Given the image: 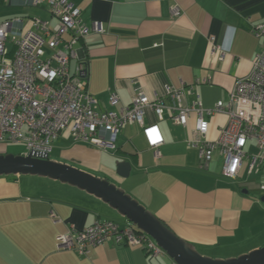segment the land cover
I'll return each mask as SVG.
<instances>
[{"label":"crops","instance_id":"obj_1","mask_svg":"<svg viewBox=\"0 0 264 264\" xmlns=\"http://www.w3.org/2000/svg\"><path fill=\"white\" fill-rule=\"evenodd\" d=\"M71 1L81 10L84 23L104 25L103 34L91 33L76 46L79 57L88 61V90L99 111L130 105L136 88L148 95L162 94L167 85L179 88L182 82L194 86L185 104L199 97L212 108L229 100L236 81L250 74L264 48V39L252 33L253 27L264 24V0ZM174 6L180 14H173ZM31 17L50 19L44 8L0 1V23L25 18L28 25ZM211 37L225 51L223 60H210ZM203 79L208 82L198 84ZM111 94L119 98L116 106L109 104ZM207 120L205 139L214 141L228 118L216 114ZM145 123L156 124L164 139L158 160L138 123L118 134L116 151L74 142L63 133L55 141L60 155L52 160L109 179L203 256L230 259L264 247V193H260L264 172L250 174L251 161L246 158L238 176L227 178L217 153L201 169L198 150L186 143L196 126L194 114L186 128L169 118L158 121L152 112ZM246 151L256 155V142H248ZM124 160L133 166L128 178L116 174V165ZM99 220L120 227L129 223L100 199L59 181L0 177V264H173L167 255L149 258L141 247L113 241L92 247L86 256L59 249L60 235Z\"/></svg>","mask_w":264,"mask_h":264},{"label":"built area","instance_id":"obj_2","mask_svg":"<svg viewBox=\"0 0 264 264\" xmlns=\"http://www.w3.org/2000/svg\"><path fill=\"white\" fill-rule=\"evenodd\" d=\"M0 1L44 8L50 15L48 20L28 18V25L25 18L0 23V142L25 143L26 155L50 154L55 141L68 133L74 142L116 151L118 134L138 123L158 160L164 139L156 124L145 123L148 113L158 121L169 118L183 128L194 114L196 126L186 143L198 150L201 168H207L217 153L223 159L221 171L225 177L236 178L246 158L251 161L250 174L264 172V48L254 59L250 74L236 81L229 100L219 101L212 108H206L199 97L185 104L184 98L194 94V86L182 82L179 88L167 85L162 94L148 95L141 87L136 88L130 105L119 111H99L97 100L88 90V61L79 57L76 46L91 33L103 34V23H84L81 10L71 0ZM172 12L180 14L179 7L174 6ZM252 33L264 39V24L253 27ZM209 43L210 60H223L225 51L215 37ZM206 82L203 79L198 84ZM118 103V96L111 94L109 104ZM216 114H224L228 120L219 129L218 138L208 141L207 117ZM250 141L258 147L254 156L246 151ZM260 189L264 193V182ZM51 216L56 219L55 213ZM106 241L141 247L153 258L166 255L153 238L130 222L123 228L100 220L85 229L71 228L59 236L58 247L86 256L92 247Z\"/></svg>","mask_w":264,"mask_h":264},{"label":"water","instance_id":"obj_3","mask_svg":"<svg viewBox=\"0 0 264 264\" xmlns=\"http://www.w3.org/2000/svg\"><path fill=\"white\" fill-rule=\"evenodd\" d=\"M132 169L130 160L120 161L116 165V174L121 178H128ZM21 175L59 181L100 199L141 232L153 238L176 264H264V247L230 259H213L201 255L194 245L178 237L160 218L123 188L109 179L54 161L50 159L49 153L0 154V177Z\"/></svg>","mask_w":264,"mask_h":264},{"label":"rangeland","instance_id":"obj_4","mask_svg":"<svg viewBox=\"0 0 264 264\" xmlns=\"http://www.w3.org/2000/svg\"><path fill=\"white\" fill-rule=\"evenodd\" d=\"M0 146L2 148L0 149L1 154H14V155H19V154H27V145L25 143H15V142H6V143H1ZM57 144H54L53 151H51L50 158H58L60 155V150L56 147ZM248 150H252L253 153H255V148H251L249 146ZM257 152V151H256ZM261 195H263V192H260Z\"/></svg>","mask_w":264,"mask_h":264},{"label":"trees","instance_id":"obj_5","mask_svg":"<svg viewBox=\"0 0 264 264\" xmlns=\"http://www.w3.org/2000/svg\"><path fill=\"white\" fill-rule=\"evenodd\" d=\"M202 169V168H201ZM205 169V168H204ZM228 178V177H227ZM230 179H233V178H230ZM118 225V224H117ZM126 226V225H125ZM121 228H123V227H121ZM137 228V227H136ZM138 229V228H137ZM149 257V256H148ZM149 258H153V257H149ZM159 258V257H158ZM157 259V258H156Z\"/></svg>","mask_w":264,"mask_h":264}]
</instances>
